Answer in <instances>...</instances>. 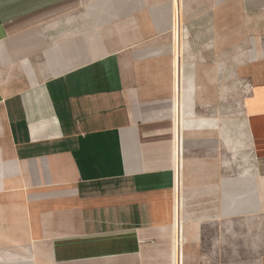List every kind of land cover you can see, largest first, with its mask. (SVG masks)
Masks as SVG:
<instances>
[{
	"label": "crops",
	"instance_id": "0c3cea01",
	"mask_svg": "<svg viewBox=\"0 0 264 264\" xmlns=\"http://www.w3.org/2000/svg\"><path fill=\"white\" fill-rule=\"evenodd\" d=\"M92 1L0 0V264H264V0H183L178 67Z\"/></svg>",
	"mask_w": 264,
	"mask_h": 264
},
{
	"label": "rangeland",
	"instance_id": "374dc122",
	"mask_svg": "<svg viewBox=\"0 0 264 264\" xmlns=\"http://www.w3.org/2000/svg\"><path fill=\"white\" fill-rule=\"evenodd\" d=\"M98 1L100 2H106V1H112V0H94L92 1V3L97 4ZM190 1V2H189ZM187 1L188 4L191 3L192 0ZM194 1V0H193ZM221 1V0H220ZM233 0H228L227 2H231L232 3ZM137 2L140 5H144V8L142 10V8L140 7V9L143 11L139 12V19L141 20L142 17L145 15L146 12V4L148 3L149 5H152V3L154 2L156 5H163V4H167L168 0H137ZM193 3V2H192ZM189 6V5H188ZM191 8V7H190ZM182 10H183V0H173V5H171L170 7V15H171V27L172 28H176L178 26H180V28L178 29V31L183 30V25H182ZM219 81H222V78H219ZM223 82H221L222 84ZM220 84V85H221ZM225 84V83H223ZM229 87L231 89L232 88V82L229 81ZM235 91H234V102H232L229 107H224L221 108L220 107V114L226 116V114H228L231 117H234L235 120H239L242 118L241 116V96L243 95V91H244V85L239 84V85H235L234 86ZM232 101V100H231Z\"/></svg>",
	"mask_w": 264,
	"mask_h": 264
},
{
	"label": "bare ground",
	"instance_id": "6f19581e",
	"mask_svg": "<svg viewBox=\"0 0 264 264\" xmlns=\"http://www.w3.org/2000/svg\"><path fill=\"white\" fill-rule=\"evenodd\" d=\"M171 5H173V0H170V7ZM180 28V26L176 27V28H172L171 27V35H172V51H173V56H174V67H178V63H179V60L175 57V48H177L178 45L181 46L182 48V40H183V30L181 31H178V29ZM193 57V56H192ZM192 89V87H191ZM220 117V116H219Z\"/></svg>",
	"mask_w": 264,
	"mask_h": 264
}]
</instances>
